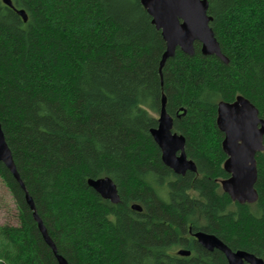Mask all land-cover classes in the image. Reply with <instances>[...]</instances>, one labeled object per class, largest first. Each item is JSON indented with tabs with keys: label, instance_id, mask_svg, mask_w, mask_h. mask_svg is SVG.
I'll list each match as a JSON object with an SVG mask.
<instances>
[{
	"label": "trees",
	"instance_id": "16d2710c",
	"mask_svg": "<svg viewBox=\"0 0 264 264\" xmlns=\"http://www.w3.org/2000/svg\"><path fill=\"white\" fill-rule=\"evenodd\" d=\"M12 2L0 0V123L25 190L0 163L19 210L17 226L0 225V264H59L27 193L68 264H228L199 231L264 260V151L258 201L234 202L217 126L219 103L239 96L264 120V0H209L228 64L196 43L162 70L166 42L141 0ZM163 96L196 172L162 161L150 132ZM107 177L119 204L88 184Z\"/></svg>",
	"mask_w": 264,
	"mask_h": 264
},
{
	"label": "water",
	"instance_id": "95a60500",
	"mask_svg": "<svg viewBox=\"0 0 264 264\" xmlns=\"http://www.w3.org/2000/svg\"><path fill=\"white\" fill-rule=\"evenodd\" d=\"M4 3L10 8H15L12 0H4ZM141 3L166 42L161 70L167 60L175 57L178 49L189 56H194L196 43L201 44L203 55L216 56L224 63H229L210 25L213 18L208 14L209 0H141ZM17 12L25 21L28 20L24 10H17ZM166 104L167 98L163 96L158 126L150 132L161 150L162 161L177 175L184 176L187 172H196L195 162L186 154V138L174 132V117L167 112ZM217 126L224 134L222 148L227 156L224 170L229 174V178L221 181L222 189L234 202L241 205L255 204L259 198L256 190L258 180L256 157L258 153L264 151V120L254 104L245 97L239 96L234 102L219 103ZM0 163L6 166L25 190L1 123ZM88 184L103 199L113 204L120 203L118 188L111 178L90 179ZM26 199L34 212L40 232L57 255L58 263L68 264L64 257L58 255L56 246L48 235L46 227L36 212L34 201L28 193ZM132 209L142 211V207L138 204L133 205ZM194 238L206 250L222 252L228 264H264L263 259L253 254L232 251L215 235L199 231L194 233ZM178 255L189 257L191 252L179 250Z\"/></svg>",
	"mask_w": 264,
	"mask_h": 264
},
{
	"label": "rangeland",
	"instance_id": "374dc122",
	"mask_svg": "<svg viewBox=\"0 0 264 264\" xmlns=\"http://www.w3.org/2000/svg\"><path fill=\"white\" fill-rule=\"evenodd\" d=\"M19 210L5 182L0 178V225L17 226Z\"/></svg>",
	"mask_w": 264,
	"mask_h": 264
}]
</instances>
